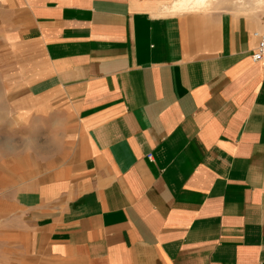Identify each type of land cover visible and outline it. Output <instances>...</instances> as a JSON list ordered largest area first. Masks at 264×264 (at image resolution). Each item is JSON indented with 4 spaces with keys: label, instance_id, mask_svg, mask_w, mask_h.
Wrapping results in <instances>:
<instances>
[{
    "label": "crops",
    "instance_id": "0c3cea01",
    "mask_svg": "<svg viewBox=\"0 0 264 264\" xmlns=\"http://www.w3.org/2000/svg\"><path fill=\"white\" fill-rule=\"evenodd\" d=\"M180 1L0 0L52 143L4 155L0 264H264V5Z\"/></svg>",
    "mask_w": 264,
    "mask_h": 264
},
{
    "label": "rangeland",
    "instance_id": "374dc122",
    "mask_svg": "<svg viewBox=\"0 0 264 264\" xmlns=\"http://www.w3.org/2000/svg\"><path fill=\"white\" fill-rule=\"evenodd\" d=\"M228 0L232 5H237L246 11L257 10L264 5V0ZM228 5H231L228 4ZM11 45L5 37L3 29H0V167L4 165L5 154H16L22 147L26 148L32 144L36 145V140L31 138L30 122L32 113H29L23 104L31 102L28 94L24 91V85L20 82V77L15 74V64ZM48 127V126H47ZM49 127L46 130L48 133ZM27 135V136H26ZM23 137V140L20 138ZM26 137V139H25ZM37 143L49 146L52 144L50 138L42 135ZM3 175L0 173V181Z\"/></svg>",
    "mask_w": 264,
    "mask_h": 264
},
{
    "label": "built area",
    "instance_id": "2783aa9c",
    "mask_svg": "<svg viewBox=\"0 0 264 264\" xmlns=\"http://www.w3.org/2000/svg\"><path fill=\"white\" fill-rule=\"evenodd\" d=\"M254 34L259 40L256 49L252 53V57L254 61L259 62L264 60V33L256 31Z\"/></svg>",
    "mask_w": 264,
    "mask_h": 264
},
{
    "label": "bare ground",
    "instance_id": "6f19581e",
    "mask_svg": "<svg viewBox=\"0 0 264 264\" xmlns=\"http://www.w3.org/2000/svg\"><path fill=\"white\" fill-rule=\"evenodd\" d=\"M206 0H181L179 3L176 4V7L178 9L186 8V7H195L198 5H202L205 3ZM254 1V0H252ZM256 2L262 1V0H255Z\"/></svg>",
    "mask_w": 264,
    "mask_h": 264
}]
</instances>
